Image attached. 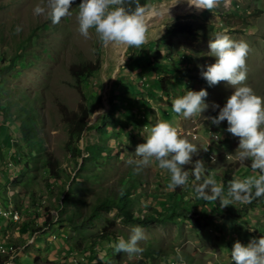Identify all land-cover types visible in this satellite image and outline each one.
I'll use <instances>...</instances> for the list:
<instances>
[{"label": "rangeland", "instance_id": "obj_1", "mask_svg": "<svg viewBox=\"0 0 264 264\" xmlns=\"http://www.w3.org/2000/svg\"><path fill=\"white\" fill-rule=\"evenodd\" d=\"M37 2L0 0L4 56L0 68L10 58L15 61L0 74V206L18 213L17 220L3 217L12 222L0 217V245L5 252L0 256L6 258L5 264H234L232 242L245 243L264 234V200L255 199L252 205L233 201L223 207L206 201L199 217L191 211L201 201L189 184L169 188L167 171L155 161L139 171L126 161L148 126L164 119L197 146L198 153L191 159L203 158L206 173L217 181L228 165L233 168L232 179L256 174L246 167L251 158H235L238 137L224 130L226 121L213 125L206 118L218 111L211 102L222 105L232 86L223 80L208 85L197 65L215 59L208 54L207 41L216 33L242 40L248 45L242 83L264 98V0H215L210 9L197 8L187 0H150L148 5L159 12L146 17V39L139 46L101 44L92 28L88 36L80 34L75 16L79 0H72V15L55 24L46 13L34 14ZM174 21L191 22L197 34L173 35L170 46L163 43L156 48V42L166 41L167 26ZM154 60L170 68L167 73L174 68L186 73L183 79L168 80L169 97L159 93L155 83L166 74L147 75L143 69V64ZM83 61L98 63L99 70L80 83L69 70ZM201 87L207 91L202 99L208 103L201 114L183 117L171 111L173 97ZM28 101L37 112V137L24 143L18 118L7 115ZM80 105L87 106L91 115L87 128L76 137L69 133L68 119L80 113ZM48 155L59 162L57 181L43 169ZM183 167L190 176L192 165ZM123 190H129L126 214L144 217L175 203L190 214L148 226L127 221L104 203ZM94 206L98 209L90 219ZM36 213L41 216L34 219ZM25 222L31 225L21 234L18 229ZM133 225L143 231L137 241L143 251L114 252L111 242L126 238ZM104 232L114 235L99 239ZM34 254L39 260L33 263Z\"/></svg>", "mask_w": 264, "mask_h": 264}, {"label": "clouds", "instance_id": "obj_2", "mask_svg": "<svg viewBox=\"0 0 264 264\" xmlns=\"http://www.w3.org/2000/svg\"><path fill=\"white\" fill-rule=\"evenodd\" d=\"M72 0H38L33 5L34 14L46 13L51 23H57L62 17L72 15ZM197 8L210 9L215 0H187ZM159 10L152 5L134 6L125 0H79L75 12L77 30L88 36L89 28L97 34L101 44L110 42L125 46H139L146 39V17L158 14ZM20 30V25L15 27ZM208 54L215 57L211 63L197 65L199 74L208 85L226 81L232 91L224 98L222 105L211 102L215 115L206 116L213 125L221 120L226 121L225 131L238 137L234 149L236 159L249 160V166L256 171L255 175H245L228 181L225 189L213 174L206 173L203 158L191 159L197 155V146L186 137L179 135L175 124L169 120L158 119L150 124L143 134V141L135 145L133 156L126 163L133 165L134 171L152 161L158 168L166 170L169 179L168 187L184 185L191 175L195 181L192 187L196 196L207 201H218V206L231 204L233 201L247 202L253 197L264 194V98L257 95L250 85L242 83L246 78L245 56L246 42L234 40L227 33H216L208 39ZM207 95L204 87L198 90L187 88L182 95L171 99V111L183 117L201 114L208 107L203 97ZM143 238L139 225L131 226L127 237H117L111 242L113 251L121 250L127 254H139L143 251L137 241ZM230 257L234 264H264V234L250 237L247 242L234 240L230 248Z\"/></svg>", "mask_w": 264, "mask_h": 264}, {"label": "trees", "instance_id": "obj_3", "mask_svg": "<svg viewBox=\"0 0 264 264\" xmlns=\"http://www.w3.org/2000/svg\"><path fill=\"white\" fill-rule=\"evenodd\" d=\"M126 4L130 5V6H134L135 2H138L142 5H148L150 0H125ZM189 7V6H188ZM188 7H185L183 9H181V11H183L184 9H187ZM192 23L191 22H180V21H174L170 24H168L167 26V33H168V37L166 39L165 42L163 41H158L155 43V47L159 48L161 46V44L164 43V45L170 46V39L172 38L173 35H177V34H182V33H188V34H197V31L192 28ZM156 55H160L159 54V50L156 51ZM4 56L2 55V53L0 52V61H3ZM183 57V56H182ZM169 58V57H168ZM180 59V58H179ZM166 63H168L167 61H165ZM183 63L187 62V60H182ZM15 63V61L13 60V58H10L1 68H0V74L5 70L8 69L9 67H12L13 64ZM144 71H146L147 75H150L152 73L157 74L158 73H162V74H166L165 77H160L157 80H155L156 83V90H158L159 93H165L168 97L170 96V91H168L167 88V84H168V80L169 79H183L186 76V73L182 70H179L178 68H174L173 72L171 73H167V71L170 69L168 67H166V69L164 68L165 66L162 65L160 62L154 60V61H148L145 64L142 65ZM99 70V66L98 63H92L90 61H83L81 63L78 64H74L70 67V74L72 75V77L80 83L83 82H88V79L90 76H92L93 74H95V72H97ZM168 75V76H167ZM113 90V87H112ZM124 93H126L124 91ZM112 95V93L110 94ZM108 104L110 105V108L113 109L114 108V104L112 102V98L108 99ZM7 104H5L4 107H6ZM17 105V104H16ZM116 107V105H115ZM9 108V106H8ZM5 109V108H3ZM10 109V108H9ZM7 110V109H6ZM11 110V109H10ZM5 111V110H4ZM90 112L87 109V106L83 107L82 105H80V113H73V118L68 119V122L70 123V134H73L76 137H80L81 134L84 132L85 128H87V124H88V120L90 119ZM8 118H18V130L19 133L21 135L22 140L24 141V143H30L34 140V138L37 137V131H36V124H37V112L35 111V107L33 105L30 104V102H26V104L24 105H20L17 106L14 114L12 113L11 115H7ZM5 119V117H4ZM4 129V128H2ZM4 140L8 143L9 140V135L5 134ZM58 165L59 162L57 160H55L54 158H52L51 156H46V160L44 161L43 164V169L45 170V172L47 173V176L49 178H51L54 181H57L59 179V174H58ZM250 169V166H246ZM233 172V168L232 165H228L226 168H224L222 170V176L219 179V183H221V185L226 189L228 186V181H230L232 179L231 173ZM194 182H198L194 180V177L192 175L188 176L187 178V182L186 184H189L188 188L190 189V191H193V183ZM195 193V192H194ZM129 195V190H123L121 191L117 197H114L112 199H106L104 202L105 205H107L108 207H114L117 209L118 212L122 213L125 215V219L127 221H131V222H136L140 225L143 226H148L149 223L151 222H156V221H164V220H170V221H175L177 217L182 216V217H187V215L190 214V210L186 209V208H179V206L177 205V203L173 204V206L171 208H165L162 210H156L155 214H150L148 216H144V217H138V216H133L132 214H126L125 212V208L127 207V204L129 203V200L127 199V196ZM195 197L198 198V196ZM200 198V197H199ZM255 199H259V200H264V194H262V196L260 197H253L252 199L249 200V204L252 205V201ZM201 204L198 205L197 207H194L193 210L191 211L192 213L195 211L197 213V215L199 217L202 216L201 210H202V206L203 204H206L205 202L207 200H204L202 198H200ZM208 202V201H207ZM211 203H217L218 201H209ZM98 209V206H94L93 207V212L90 216L91 217L94 215V213L96 214V210ZM39 216L38 213H36L33 218L37 219ZM48 219L47 217L44 219L45 223ZM29 225L27 222L22 223V225L19 227V232H21V234H25L27 232V229L29 228ZM110 235H114L113 232L111 233H107L104 232L102 234L99 235V239L101 240H108ZM39 256L37 254L33 255V263L36 260H39L38 258ZM38 258V259H37ZM6 263V258L0 256V264H5ZM51 264V263H49ZM137 264V263H136ZM141 264H143V262H141Z\"/></svg>", "mask_w": 264, "mask_h": 264}, {"label": "bare ground", "instance_id": "obj_4", "mask_svg": "<svg viewBox=\"0 0 264 264\" xmlns=\"http://www.w3.org/2000/svg\"><path fill=\"white\" fill-rule=\"evenodd\" d=\"M0 210L3 211L4 213V217L6 218H11V220H17L18 219V216H16L18 213L14 210H10L8 207L3 209L1 206H0Z\"/></svg>", "mask_w": 264, "mask_h": 264}, {"label": "crops", "instance_id": "obj_5", "mask_svg": "<svg viewBox=\"0 0 264 264\" xmlns=\"http://www.w3.org/2000/svg\"><path fill=\"white\" fill-rule=\"evenodd\" d=\"M2 218H3V217H2ZM0 219H1V218H0ZM1 220H2V221L4 220L5 222H6V221H7V222H12V221H10L11 219H10V220H8V219L5 220V219L3 218V219H1ZM18 231H19V229H18ZM1 248H2V246L0 245V252H1V253H2V252L5 253ZM3 248H4V247H3Z\"/></svg>", "mask_w": 264, "mask_h": 264}, {"label": "built area", "instance_id": "obj_6", "mask_svg": "<svg viewBox=\"0 0 264 264\" xmlns=\"http://www.w3.org/2000/svg\"><path fill=\"white\" fill-rule=\"evenodd\" d=\"M210 158H212V156H210ZM0 217H4V213L3 211L0 210ZM10 252V251H9Z\"/></svg>", "mask_w": 264, "mask_h": 264}]
</instances>
